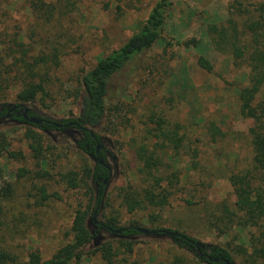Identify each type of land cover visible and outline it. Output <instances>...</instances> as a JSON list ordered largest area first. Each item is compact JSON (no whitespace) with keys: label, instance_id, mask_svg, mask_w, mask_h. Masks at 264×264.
Segmentation results:
<instances>
[{"label":"rangeland","instance_id":"1","mask_svg":"<svg viewBox=\"0 0 264 264\" xmlns=\"http://www.w3.org/2000/svg\"><path fill=\"white\" fill-rule=\"evenodd\" d=\"M32 1L38 0H0V34L16 33L33 54L56 55L49 70L48 96L25 107L59 121L78 115L81 76L138 30L157 0H41L48 4L47 13L33 11ZM233 2L172 0L159 40L112 81L107 114L92 129L113 167L95 220L104 223L116 216L121 227L178 231L205 247L225 248L235 264H254L250 241L259 230L242 229L221 215L222 205L232 209L235 200L229 177L249 169L251 135L258 126L264 130V85L252 103L257 107L254 115H241L238 92L249 89V68L215 50L207 30L210 24L228 28L231 19L241 30L243 16ZM261 3L264 0H243L249 10ZM200 56L210 61L212 72L198 66ZM1 103L18 101L11 94ZM159 118L166 129L178 127L183 138L176 159H169L175 155L159 148L161 143L150 133ZM28 128L42 137L44 164L33 157L24 134ZM79 137L78 129L41 131L0 116V247L20 260L32 251L50 258L71 240L74 216L88 205L87 220L92 218L94 186L90 195L61 180L69 170L94 164V157L76 148ZM139 145L173 162L170 171L175 177L170 178L173 186L166 206L128 213L119 189L139 180L135 174L140 163L134 152ZM8 185L10 193L4 194ZM102 235L96 247L105 241L113 248L120 241L131 247L130 252L121 247L114 264H209L164 233ZM79 264L105 262L97 253Z\"/></svg>","mask_w":264,"mask_h":264},{"label":"trees","instance_id":"2","mask_svg":"<svg viewBox=\"0 0 264 264\" xmlns=\"http://www.w3.org/2000/svg\"><path fill=\"white\" fill-rule=\"evenodd\" d=\"M233 1L234 10L239 11L243 16L242 23H240L241 30L234 19L229 21L228 28L210 24L207 30L213 35L211 41L215 50L229 54L235 63H243L249 68V89H241L238 92V98L240 114L251 117L257 110L252 103L264 85V3L249 10L243 5V0ZM30 4L33 11L49 12L48 4L41 0L32 1ZM171 5L172 0H157L136 32L119 48L100 57L96 64L81 76L78 93L79 112L76 117L51 121L28 108V117L35 116L46 120L38 125L24 119L23 107L48 96L49 70L51 63L55 62L53 58L56 55L51 58L45 53L33 54L16 33L0 34V99L12 94L18 101L13 104L18 106L14 111H10L13 105L1 103L0 116H5L6 112H10L11 120L26 123L41 131L63 130L66 127L80 131V137L76 139L75 146L84 154L94 157V164L85 165L78 171L69 170L61 175V180L68 188H84L89 191L90 195L93 193L94 186L95 205L92 215L95 209L98 211L99 204L106 194L107 183L110 180L109 174L113 168L107 161V151L104 146L101 145L96 153V145L97 143L100 145L101 140L92 129L97 127L107 114L109 88L112 81L128 67L131 68L133 62L138 61L142 54L156 44L166 25ZM197 64L207 72L213 70L212 64L204 56L198 58ZM154 122L157 127L151 129L150 133L161 143L159 148L166 150L165 153L169 151L175 155V157L171 155L169 159H176L183 141L182 136L178 134V127L176 130L166 129L162 118ZM69 123L71 125L68 126ZM24 134L29 140V148L33 157L44 164L42 137L29 128ZM250 146L252 156L249 169L229 177L235 200L232 209H229L226 204L222 205L221 215L224 214L228 222L236 223L242 229L255 226L259 230L258 236H253L250 241L249 256L252 258V263L264 264V130L260 126L251 135ZM134 152L140 163L135 174L139 180L136 181V185L129 183L127 187L119 189L123 206L128 213L147 207L163 208L168 204L171 195L173 180L170 178L175 177V171H170L173 162L166 161L158 151L151 150L146 145L137 146ZM97 157L104 164H100ZM22 172L25 170L22 169ZM105 179H107L106 183H103ZM165 181L166 185H164ZM3 191L4 194H9V185ZM40 191L42 198L45 199L47 196L45 190L42 188ZM91 198L93 196H90ZM89 206H87L88 209L76 213L70 229L71 240L58 248L50 258L43 259L39 252L32 251L27 259L20 260L8 250L0 247V264H79L97 253H100L105 264H114L116 256L121 253V247L126 252L127 250L130 252L131 247L127 249V243H122V241L117 248H113L110 241H105L96 247V241L103 236V232L116 236L134 235L139 232L134 226H119L120 221L116 216L107 218L104 223H94L92 218L88 221ZM1 217L0 207V225ZM117 229H121V232L116 233ZM171 237L179 248L194 252L201 261L209 264H226L225 260H228L231 264H235L233 256L225 248L216 245L205 247L206 245H200L195 238L182 233ZM197 248L204 255H200ZM207 256L217 258V262L209 261Z\"/></svg>","mask_w":264,"mask_h":264},{"label":"water","instance_id":"3","mask_svg":"<svg viewBox=\"0 0 264 264\" xmlns=\"http://www.w3.org/2000/svg\"><path fill=\"white\" fill-rule=\"evenodd\" d=\"M17 107H18L17 105H13L11 107L10 111H14ZM27 113H28V108L24 106L23 107V113H22L23 114V117H24V119H26L30 123H33V124H37L38 125V124H41L44 121V119H41L39 117H35V116L28 117L27 116ZM5 117L8 118L9 117V114L7 113L5 115ZM56 125L59 126V124H56ZM69 125H71V123H69L68 126ZM76 125L79 126V124H76ZM79 127H81V126H79ZM81 128H83V127H81ZM83 129H85V128H83ZM99 148H100V145H99V143H97V145H96V153H98ZM97 160L99 161L100 164H104V162L99 157H97ZM106 180L107 179H105L103 181V183H106ZM96 212H97V209L94 210L93 215H92V220H93L94 223L97 222L95 220V214H96ZM135 229H136L137 232L143 233V234L164 233V234H167V235H170V236H178L179 235V233H177V232L169 231V230H166V229H162V230H150V229H147V228H144V227H135ZM115 232L116 233H120L121 232V229H117V230H115ZM197 252H200V249L199 248H197ZM208 260L209 261H213V262H217V258H214L213 259L210 256H208ZM225 263L226 264H231L228 260H225Z\"/></svg>","mask_w":264,"mask_h":264},{"label":"flooded vegetation","instance_id":"4","mask_svg":"<svg viewBox=\"0 0 264 264\" xmlns=\"http://www.w3.org/2000/svg\"><path fill=\"white\" fill-rule=\"evenodd\" d=\"M9 114V116H10V112H6V114ZM23 113V112H22ZM5 114V115H6ZM23 115V114H22ZM7 118V117H6ZM44 121H46V120H44ZM60 125V124H59ZM86 129V128H85ZM100 149V148H99ZM108 168H109V170H110V167L109 166H107ZM111 171H112V169H111ZM111 176V173L109 174V177ZM96 215V214H95ZM97 223V222H96ZM198 253H200V255H204L203 253H201V252H198ZM207 258H208V256H207Z\"/></svg>","mask_w":264,"mask_h":264}]
</instances>
